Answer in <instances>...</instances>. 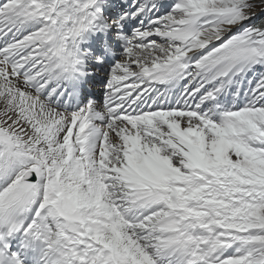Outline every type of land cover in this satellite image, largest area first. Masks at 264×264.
<instances>
[{
    "label": "snow or ice",
    "instance_id": "obj_1",
    "mask_svg": "<svg viewBox=\"0 0 264 264\" xmlns=\"http://www.w3.org/2000/svg\"><path fill=\"white\" fill-rule=\"evenodd\" d=\"M100 4L0 0V264H264L253 4L128 0L111 21ZM108 29L124 51L84 102L80 45Z\"/></svg>",
    "mask_w": 264,
    "mask_h": 264
},
{
    "label": "bare ground",
    "instance_id": "obj_2",
    "mask_svg": "<svg viewBox=\"0 0 264 264\" xmlns=\"http://www.w3.org/2000/svg\"><path fill=\"white\" fill-rule=\"evenodd\" d=\"M101 15L107 20V21H109L108 20V18H110V17H114L115 16V12L114 11H108V6L107 5H103V6H101ZM115 29H108L107 31H105V30H100V31H92V34L95 36V37H97L98 39V46L100 47V48H103L104 50H105V52L106 53H108V54H112L113 52H115V51H117L118 49H119V41H122L123 43H124V41L123 40H117V41H114L112 44H110V45H104V44H102V40L106 37V36H108V35H110L112 32H114L115 33ZM108 49H111V51H109ZM82 51H84V49H81ZM95 100H97V98H95ZM97 101H101V99H99V100H97Z\"/></svg>",
    "mask_w": 264,
    "mask_h": 264
}]
</instances>
